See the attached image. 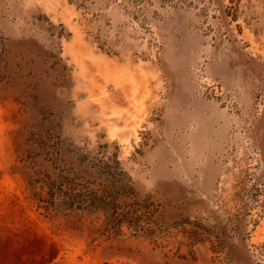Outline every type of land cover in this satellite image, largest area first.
Segmentation results:
<instances>
[{
	"label": "rangeland",
	"instance_id": "rangeland-1",
	"mask_svg": "<svg viewBox=\"0 0 264 264\" xmlns=\"http://www.w3.org/2000/svg\"><path fill=\"white\" fill-rule=\"evenodd\" d=\"M0 264H264V0H0Z\"/></svg>",
	"mask_w": 264,
	"mask_h": 264
},
{
	"label": "trees",
	"instance_id": "trees-1",
	"mask_svg": "<svg viewBox=\"0 0 264 264\" xmlns=\"http://www.w3.org/2000/svg\"><path fill=\"white\" fill-rule=\"evenodd\" d=\"M37 156V155H35ZM28 154L23 159L24 165L21 169L28 176V186L31 196L41 206L47 210L54 208L61 211H88L94 212L103 209L105 212L112 202H107V194L97 195V191L88 189V182L83 184H73L66 177H61L60 181L50 178V175L43 169V165L29 166L25 164L33 159ZM32 169V175L27 173V169ZM105 193V191H103Z\"/></svg>",
	"mask_w": 264,
	"mask_h": 264
}]
</instances>
